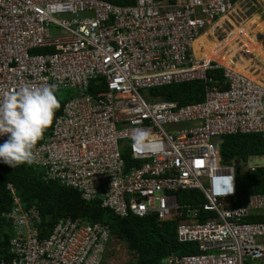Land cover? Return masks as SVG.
Returning <instances> with one entry per match:
<instances>
[{
    "label": "built area",
    "instance_id": "obj_1",
    "mask_svg": "<svg viewBox=\"0 0 264 264\" xmlns=\"http://www.w3.org/2000/svg\"><path fill=\"white\" fill-rule=\"evenodd\" d=\"M236 4L0 0V97L24 85H56L63 103L31 165L117 216L178 221L179 242L197 253L160 264H264V193L239 205L236 184L240 172L264 166L223 164L218 146L225 135L264 132V77L259 68L248 77L209 60L197 47L231 22ZM220 70V80L209 77ZM192 81L206 83L203 101L180 105L153 92ZM137 128L150 134L145 151L133 146ZM226 180L234 192L224 195ZM7 190L12 236L0 264L105 263L117 238L108 225L63 218L50 230L38 206L26 207L12 183ZM185 190L202 196L182 205Z\"/></svg>",
    "mask_w": 264,
    "mask_h": 264
},
{
    "label": "trees",
    "instance_id": "obj_2",
    "mask_svg": "<svg viewBox=\"0 0 264 264\" xmlns=\"http://www.w3.org/2000/svg\"><path fill=\"white\" fill-rule=\"evenodd\" d=\"M110 1L118 5L135 4V0ZM206 42L208 43V40ZM221 45L218 44L215 48ZM210 53L216 56V52ZM222 74V70L208 72L209 77L215 80H220ZM205 89L204 81H192L157 88L153 92L180 105H187L203 101ZM60 105L53 121L61 113L62 101ZM50 127L44 132L43 138L49 133ZM218 146L223 164H230L233 160L247 162L250 157L264 156V132L225 135L220 138ZM9 183L15 186L26 207L31 205L39 207L44 220L43 226L50 230L63 218L108 225L112 235L125 241L129 251L136 257L135 262L128 264H160L171 254L197 253V247L193 243L179 242L176 233L178 221L158 222L154 216L144 218L132 215L117 216L113 211L102 208L99 200L85 201L73 188L66 187L58 181H46L43 170L36 166L24 163L10 167L0 161V262L8 254V245L12 236L11 225L4 216L13 203L11 194L7 190ZM236 184L239 205H245L249 195L264 193V167L255 171L240 172L237 174ZM201 196L197 190L180 191V204L197 201ZM43 231L44 235L49 233V230L43 229Z\"/></svg>",
    "mask_w": 264,
    "mask_h": 264
},
{
    "label": "clouds",
    "instance_id": "obj_3",
    "mask_svg": "<svg viewBox=\"0 0 264 264\" xmlns=\"http://www.w3.org/2000/svg\"><path fill=\"white\" fill-rule=\"evenodd\" d=\"M56 90V85H24L3 93L0 97V137L7 135V139L0 143V161L10 167L37 162L36 146L61 106ZM131 138L139 151H145L151 140L150 134L139 128L133 130ZM225 183L228 187L223 194L233 193L232 181Z\"/></svg>",
    "mask_w": 264,
    "mask_h": 264
},
{
    "label": "rangeland",
    "instance_id": "obj_4",
    "mask_svg": "<svg viewBox=\"0 0 264 264\" xmlns=\"http://www.w3.org/2000/svg\"><path fill=\"white\" fill-rule=\"evenodd\" d=\"M229 19L231 22L227 23L211 41L212 47L205 43L206 51L213 50L216 52L217 61L233 68L238 67L251 77L254 75L253 71L259 68L258 75L264 77V0H239ZM204 38H208L207 35ZM220 42L224 43L219 48H215L216 45L221 44ZM245 48L253 53L248 58L242 53ZM66 94L60 92L59 97L64 98ZM247 165L264 166V156L250 157ZM244 170L245 168L241 169ZM114 239L104 264L135 262L136 257L129 251L127 243L119 238Z\"/></svg>",
    "mask_w": 264,
    "mask_h": 264
},
{
    "label": "bare ground",
    "instance_id": "obj_5",
    "mask_svg": "<svg viewBox=\"0 0 264 264\" xmlns=\"http://www.w3.org/2000/svg\"><path fill=\"white\" fill-rule=\"evenodd\" d=\"M234 9H235V8H234ZM234 9L230 11L229 15L234 11ZM204 37H206L205 34H204V35L198 40V42H197V47H200L201 45L205 46L206 40H208V44H209V46L212 47V42H211V40H210L209 38H204ZM205 39H206V40H205ZM213 45H214V44H213ZM211 47H210V48H211ZM212 51H213V50H212ZM212 51H209V50L206 51V48H204V55H205L209 60H215L216 62L220 63L219 61H217V59H215V56L211 55L210 52H212ZM220 64H223V63H220ZM223 65H225V64H223ZM225 66L230 67V65H225ZM230 68L233 69V70H235V71H237V72H239V73H242V74H244V75H246V76H248V77H251V76H249L245 71H243L242 69H240V68H238V67H234V68H233V67H230Z\"/></svg>",
    "mask_w": 264,
    "mask_h": 264
},
{
    "label": "water",
    "instance_id": "obj_6",
    "mask_svg": "<svg viewBox=\"0 0 264 264\" xmlns=\"http://www.w3.org/2000/svg\"><path fill=\"white\" fill-rule=\"evenodd\" d=\"M237 173H239V171H237Z\"/></svg>",
    "mask_w": 264,
    "mask_h": 264
}]
</instances>
